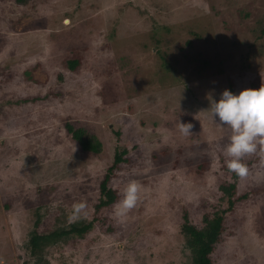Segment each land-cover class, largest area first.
<instances>
[{"label": "rangeland", "instance_id": "obj_1", "mask_svg": "<svg viewBox=\"0 0 264 264\" xmlns=\"http://www.w3.org/2000/svg\"><path fill=\"white\" fill-rule=\"evenodd\" d=\"M15 1L0 0V264H34L37 211L39 233L92 223L46 248L47 264H190L184 211L199 224L226 209L219 186L235 180L230 129L205 110L225 89L264 86V0ZM116 150L128 162L107 186L120 200L95 214ZM243 162L238 194L259 193L226 214L213 264H264V143Z\"/></svg>", "mask_w": 264, "mask_h": 264}, {"label": "trees", "instance_id": "obj_2", "mask_svg": "<svg viewBox=\"0 0 264 264\" xmlns=\"http://www.w3.org/2000/svg\"><path fill=\"white\" fill-rule=\"evenodd\" d=\"M31 1L32 0H16L15 2L17 3L16 5H22L23 7ZM67 63L71 71L76 70L78 66L76 59L67 61ZM58 77L61 78V76ZM66 127L84 151L93 152L95 154L100 151L101 146L98 141L91 142L84 139L81 131H74L70 126ZM125 155L126 150L122 152L118 150L115 151L113 163L109 167L108 173L105 175L103 181L100 183L99 202L95 205V214H99V212L105 208H111L120 200L119 193L107 185L111 177L110 175L113 174L115 170L119 169L121 164L128 162ZM204 166L202 165L200 168H204ZM233 177L236 180H234L233 183H224L219 186V191L221 192L220 200L227 202L226 209L218 210L212 206L213 211L204 212L199 224L194 223L188 213L184 211L183 220L180 224V234L183 238V249L189 256L190 264H213L212 255L216 245L222 240L221 235L225 227L226 214L231 212L236 205L249 200L252 198V195L254 196L253 198H255L259 193L257 189H248L249 191H245V193L239 195L237 192V181L239 178L241 179V177L236 173L233 174ZM42 207V205H39V209ZM36 216L37 220L34 223V229L30 231L28 240L24 244V248L34 264H47V261L42 259L46 248L62 244L66 242L70 236H74V238H83L92 227V223H74L69 227H58L46 233H39L37 227L42 215L37 211ZM94 220L96 221L99 219L94 216Z\"/></svg>", "mask_w": 264, "mask_h": 264}, {"label": "clouds", "instance_id": "obj_3", "mask_svg": "<svg viewBox=\"0 0 264 264\" xmlns=\"http://www.w3.org/2000/svg\"><path fill=\"white\" fill-rule=\"evenodd\" d=\"M207 112L211 120L220 127H228L231 135L221 152L227 157V167L240 177H245L249 169L243 158L257 150L264 143V86L259 89H244L233 94L225 89L219 99L209 96ZM192 125L179 121V130L188 135ZM139 186L131 182L124 191L121 210L130 209L138 199Z\"/></svg>", "mask_w": 264, "mask_h": 264}, {"label": "bare ground", "instance_id": "obj_4", "mask_svg": "<svg viewBox=\"0 0 264 264\" xmlns=\"http://www.w3.org/2000/svg\"><path fill=\"white\" fill-rule=\"evenodd\" d=\"M124 155V154H123Z\"/></svg>", "mask_w": 264, "mask_h": 264}]
</instances>
